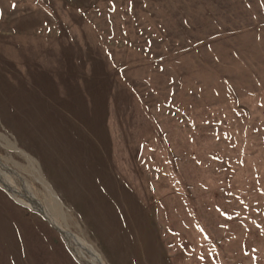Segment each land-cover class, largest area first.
I'll list each match as a JSON object with an SVG mask.
<instances>
[{"label": "rangeland", "instance_id": "obj_1", "mask_svg": "<svg viewBox=\"0 0 264 264\" xmlns=\"http://www.w3.org/2000/svg\"><path fill=\"white\" fill-rule=\"evenodd\" d=\"M0 161L105 264H264V0H0ZM42 216L0 264H82Z\"/></svg>", "mask_w": 264, "mask_h": 264}, {"label": "bare ground", "instance_id": "obj_2", "mask_svg": "<svg viewBox=\"0 0 264 264\" xmlns=\"http://www.w3.org/2000/svg\"><path fill=\"white\" fill-rule=\"evenodd\" d=\"M0 166L3 168L0 170V185L9 191L13 198H16L33 210L38 211L53 225V227H56L64 235V238L69 243L72 251L82 264H105L93 246L77 234L65 228L58 215L54 213L51 204H46L44 199H39L40 197L38 198L35 192L32 191L31 187L27 185L26 181L19 175L17 176L13 168L7 166V169L12 171L13 175H16V177L4 172V162L0 161Z\"/></svg>", "mask_w": 264, "mask_h": 264}, {"label": "crops", "instance_id": "obj_3", "mask_svg": "<svg viewBox=\"0 0 264 264\" xmlns=\"http://www.w3.org/2000/svg\"><path fill=\"white\" fill-rule=\"evenodd\" d=\"M13 197V196H12ZM16 199V198H15ZM17 200V199H16ZM18 202H20L19 200H17ZM21 203V202H20ZM22 204H24V203H22ZM24 205H26V204H24ZM27 206V205H26ZM43 217V216H42ZM44 218V217H43ZM45 219V218H44ZM46 220V219H45ZM47 222H48V220H46ZM49 223V222H48ZM52 227H53V225L51 224V223H49ZM53 228H56V227H53ZM57 229V228H56ZM58 230V229H57Z\"/></svg>", "mask_w": 264, "mask_h": 264}]
</instances>
